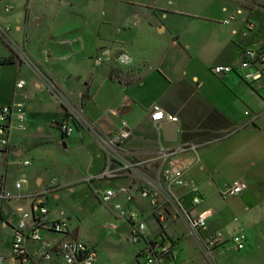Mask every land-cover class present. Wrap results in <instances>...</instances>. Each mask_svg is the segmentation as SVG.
Returning <instances> with one entry per match:
<instances>
[{
    "label": "crops",
    "instance_id": "obj_1",
    "mask_svg": "<svg viewBox=\"0 0 264 264\" xmlns=\"http://www.w3.org/2000/svg\"><path fill=\"white\" fill-rule=\"evenodd\" d=\"M1 1L3 3L0 7L4 11L7 6H11L10 0ZM29 1H26L27 5ZM112 5L115 20L113 27L108 31L107 38L104 33L97 37V45H110L118 51V57L127 56L128 60L123 64L117 59L116 61L120 67L129 69L131 78L135 77V81L114 83L108 77V66L103 67V99L105 102L110 101L109 115L118 121L107 127L102 126L98 132H115L121 121L126 122L131 136L123 144L122 150L127 159L142 162L158 146L169 145L162 139L161 127L157 128L150 121L151 107L158 105L166 114L175 116L178 126L175 145L195 146V155L198 157V163L184 175L185 180L197 184L203 196V202L191 214H199L205 218L207 231L212 222L226 218L223 227L229 231L225 236L242 232L246 237L244 249L236 251L242 255L241 262L264 264V206L243 204L249 197L248 191L258 190L264 194V80L249 84L237 73L217 77L210 71L214 66H237L245 49L264 47V0H113ZM8 17L0 15V24L9 25ZM26 20L27 17L25 24L28 23ZM34 22L38 23L37 20ZM23 24L22 22L13 28L9 25L8 35L25 53L28 64L19 62L8 47L7 49L0 44V59L12 58L11 63L0 64V104L22 103L26 112V130L9 132V148L0 158L3 188L11 195L9 200H0V231H7L9 236L7 248L0 247V254L7 256L4 264H57L56 254H53L50 262L38 258L40 244L30 240L25 243L28 258L24 262L10 257L12 227L22 213H34L31 200L34 195L43 196L50 220L65 219L68 222L67 217L51 216L49 200L52 198L57 201L60 198L61 190L57 179L52 177L44 181L43 174L47 166L43 164L42 169L31 162L42 157L51 160L48 161V167L58 168L59 160L55 147L52 148L54 142L46 141L48 137L45 127L60 128L59 124L65 113L61 101L74 108L79 107L83 88L89 90L88 105L93 97L90 93L95 89L96 77L91 74L85 81L77 77L80 81L79 91L76 95L67 91V88L61 86V79L55 73L35 64L34 61L38 59L27 36L23 35L21 40L10 36L11 30L19 33ZM29 66L36 71L38 78H34L30 85L32 76L29 74ZM262 70L264 72V66ZM27 74L31 77L29 80L25 76ZM18 80L24 82L22 89L15 88ZM141 97L147 100L146 105H142ZM124 100H127L126 103H123ZM134 107L144 113V118L139 122L131 116ZM124 109L130 111L120 116ZM88 120L91 121L89 117ZM61 135L71 139L72 134L63 136L61 132ZM92 139L94 140L93 137ZM68 141L69 139L61 143L63 148H67ZM94 144V162L97 160L98 164L91 175L99 172L104 163L95 140ZM24 161H28L29 165L25 166ZM17 163L33 168L32 182L22 192V185L26 184L24 179L16 181L21 182L19 189H15L16 182L11 184L8 181ZM157 165H145L142 169L155 178L159 172ZM52 179L56 180L57 190L48 192ZM130 181L131 177L123 178L110 182L109 186L125 187ZM239 181L244 182L247 189L239 196L227 198L225 208L229 210V214L222 217L224 213L221 209L212 208L207 202L208 198L213 195L221 196L226 187ZM71 188L72 186L67 185V189ZM172 193L179 199V205L183 209L190 208L186 188H174ZM140 214L145 221V215ZM147 217L156 226L152 229L147 225V238L170 240L177 264H203L196 243L189 242L181 234L169 232V227L164 224L170 217L171 223L179 221L180 226L187 229L184 222L175 219L170 213L164 222L158 224L150 207ZM204 231L202 235L208 234ZM75 232L76 228L68 226L66 235L54 234L44 229L39 234L43 240L57 244L67 238L77 239ZM142 246L139 243L134 247L136 264H140L136 255ZM216 251L217 248L213 257L218 264ZM97 264L108 263L97 256Z\"/></svg>",
    "mask_w": 264,
    "mask_h": 264
},
{
    "label": "rangeland",
    "instance_id": "obj_2",
    "mask_svg": "<svg viewBox=\"0 0 264 264\" xmlns=\"http://www.w3.org/2000/svg\"><path fill=\"white\" fill-rule=\"evenodd\" d=\"M26 1L10 0L11 6H7L10 9L7 13L0 7V15L9 16L8 19H10L8 21L12 28L22 22L24 23L19 33L11 30L10 36L17 37L18 40H21L23 35L27 36L30 47L38 59L34 61L35 64L41 69L45 67L50 69L51 72L61 79V86L65 89L67 88V91H71L75 95L79 91L78 86L80 85L77 77L85 81L93 74L96 77V84L95 89L90 93L93 96L91 102L87 105L90 99L89 90L88 88H83L81 103L79 107H75V110L77 113L81 111L85 119L88 120V117L91 119L92 122L88 121L93 124L96 133H99L98 131L102 126L107 127L112 122H117L118 119L109 115L108 107H110V101L105 102L103 99L104 88H101L104 85L103 67L108 66V77L114 83H125L127 80L133 82L135 77L132 75L134 78H131L129 69L125 70V68L119 66L116 61V59L118 60L117 50L112 49L110 45H97V37L104 33L107 38L109 36L108 31L113 27V22L115 21L112 16L114 12L113 0H30L28 5ZM2 3L3 1L0 2V5ZM26 17L28 18L26 20L28 21L27 24H25ZM34 20H37L38 23L35 24ZM0 44L7 48L1 40ZM95 48H97L96 51ZM104 51L109 52L110 60L100 65H94L93 60ZM29 67V74L32 79L29 80L31 77L28 74L25 76H28L27 79L30 85L34 78L36 80L38 78L36 71L31 66ZM30 91L32 90L30 89ZM141 101L142 105H146L147 100L141 97ZM86 105L87 114L85 111ZM141 107L143 108V106ZM131 116H134L136 121L139 122L144 118V113L134 107ZM73 124L74 132L71 135V139L70 137H62L60 128L57 126L45 127L46 137H48L46 141L48 143L54 142L52 148L55 147V154L59 160L58 168L56 166L48 167V161L51 162V160H46L42 157L34 162L29 160L31 164L35 166L38 164L42 169H44L43 164L47 166L43 174L44 181L55 177L60 185L59 200L53 201L52 198L49 200L51 216L67 217L68 226L76 228L75 235L77 239L88 247L93 248L98 258L105 263L136 264L134 260L135 245L128 241L126 224L121 220L113 219L114 214L110 206L105 207L99 204L92 194L93 191L91 193L89 183L85 182L98 164L97 160L96 163L94 162L96 159V147L92 139V132H87L75 122ZM68 139L67 148H63L61 143ZM32 170V166L23 167L17 163L13 167L12 176L8 181L14 184V182L24 179L26 184L22 185V192L32 182ZM67 185L72 186L71 190L67 189ZM95 186L93 185V187ZM248 194L249 197L243 204L258 207L264 206L263 193H259L258 190H252L248 191ZM118 199L117 202L121 203L125 210H133L144 214L146 226L148 225L150 228L155 229V224L147 217L149 209L147 200L136 198L133 202L126 203L123 195H120ZM207 202L212 208L221 209V212L224 213L221 215L222 217H227L229 214V210L225 208L227 206V198L213 195L208 198ZM111 222L116 225L113 230L108 229ZM171 222L169 217L164 223L169 227V232L181 234V237L189 242H195L194 234L185 227L180 226L179 221L174 224ZM225 223L226 218H221L219 222H212L208 231L206 228L204 232L208 234L221 233L222 239L227 240L230 236H225L229 231L228 228L225 229L223 227ZM202 233L203 231H201ZM8 237L7 231H0L1 248H7ZM221 246L223 247L217 246L218 251L215 252L218 264H244L241 262L242 255L237 254L232 247L228 248L229 245L227 244Z\"/></svg>",
    "mask_w": 264,
    "mask_h": 264
},
{
    "label": "built area",
    "instance_id": "obj_3",
    "mask_svg": "<svg viewBox=\"0 0 264 264\" xmlns=\"http://www.w3.org/2000/svg\"><path fill=\"white\" fill-rule=\"evenodd\" d=\"M10 9L5 8V12ZM10 26L0 24V40L11 50L13 56L19 61L29 63L25 53L12 42L8 33ZM110 60L108 51L102 52L97 56L93 63L100 65ZM120 63H125L128 58L125 55L118 57ZM264 47L258 49L247 48L241 54V60L237 66H214L210 69L211 73L217 77L237 73L241 79L249 84H255L264 80ZM24 82L18 80L15 84L16 89H22ZM124 100L123 103H126ZM62 102L67 117L59 127L63 136H70L74 130V124L80 125L87 132L91 131L94 140L100 147L104 157L102 169L89 176L85 182H88L93 191V196L102 206H110L114 214V220L118 219L124 222L128 228V241L131 244L142 243V248L137 252L136 259L140 264H177L173 251V243L170 240H158L147 238V226L143 216L133 210H125L122 204L117 202L120 195L126 203L134 201L135 197L148 200L149 207L152 210L153 218L158 224H161L170 213L175 219H180L186 225L188 231L194 234L196 247L200 252L203 264H217L213 252L217 246L227 244L228 248L235 251H241L245 247L246 237L242 232L231 235L229 239L223 240L221 233H211L202 235L201 231L206 229V221L202 215H192L194 210L203 202V196L193 181L184 179V175L194 164L198 163V157L195 155V146L178 145L168 143V146H158L142 162H135L127 159L122 150L123 144L130 138L131 130L126 122L121 121L118 129L109 134L96 133L93 124L85 119L81 111L77 113L74 107ZM116 115L117 113H112ZM248 115V112L244 113ZM150 121L160 128L164 123H177L175 116L166 114L164 110L153 105L150 110ZM255 118V117H253ZM11 130L24 132L26 130V112L22 103H13L8 105L0 104V158L9 148L8 134ZM25 166L29 165L24 161ZM159 167L155 178L149 176L142 166L155 165ZM131 177L130 184L125 187L113 188L109 183L115 180ZM103 184V185H101ZM21 182H16L15 189H19ZM93 185H96L93 187ZM174 188H186L190 197V208L183 209L179 205V199L176 198L172 190ZM247 189V185L239 181L222 192L223 198L236 197ZM57 190L56 180L52 179L49 183L48 192ZM11 195L3 188V176L0 174V200H9ZM34 213H22L12 227L10 242V257L25 261L28 254L25 249L27 240L40 244L37 252L38 258L50 262L53 254L58 256L57 264H97V254L93 248L85 243L67 238L57 244H52L43 240L39 231L48 230L58 235L68 233V225L65 219L52 221L48 217V210L45 206L43 196L34 195L31 197ZM116 225L111 222L108 229H115ZM219 248V247H218ZM7 256L0 254V264H4Z\"/></svg>",
    "mask_w": 264,
    "mask_h": 264
},
{
    "label": "water",
    "instance_id": "obj_4",
    "mask_svg": "<svg viewBox=\"0 0 264 264\" xmlns=\"http://www.w3.org/2000/svg\"><path fill=\"white\" fill-rule=\"evenodd\" d=\"M130 110L124 109L121 111L120 116L127 114ZM177 123H164L161 125L162 139L166 143L177 142Z\"/></svg>",
    "mask_w": 264,
    "mask_h": 264
},
{
    "label": "trees",
    "instance_id": "obj_5",
    "mask_svg": "<svg viewBox=\"0 0 264 264\" xmlns=\"http://www.w3.org/2000/svg\"><path fill=\"white\" fill-rule=\"evenodd\" d=\"M11 61H12V58H9V59H0V64L11 63ZM19 62H20V61H19ZM66 117H67V114H66V112H65V113H64V119H63V120H65ZM59 125H60V124H59Z\"/></svg>",
    "mask_w": 264,
    "mask_h": 264
}]
</instances>
